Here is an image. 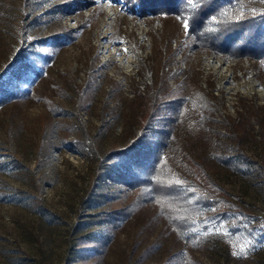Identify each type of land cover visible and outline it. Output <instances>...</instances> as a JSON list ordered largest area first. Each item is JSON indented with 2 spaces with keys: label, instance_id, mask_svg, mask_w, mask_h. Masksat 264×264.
I'll return each mask as SVG.
<instances>
[{
  "label": "rangeland",
  "instance_id": "rangeland-1",
  "mask_svg": "<svg viewBox=\"0 0 264 264\" xmlns=\"http://www.w3.org/2000/svg\"><path fill=\"white\" fill-rule=\"evenodd\" d=\"M261 13L264 0L247 1L245 16ZM197 85L223 151L236 153L238 125L239 148L264 162V60L209 53L178 16H139L122 0H0V87L15 95L0 106V264H264L259 245L228 257L217 240L189 248L152 203L121 217L132 194L106 180L89 195L98 158L136 139L155 96L148 130L174 128L214 180L264 217V176L215 162L175 120Z\"/></svg>",
  "mask_w": 264,
  "mask_h": 264
},
{
  "label": "trees",
  "instance_id": "trees-1",
  "mask_svg": "<svg viewBox=\"0 0 264 264\" xmlns=\"http://www.w3.org/2000/svg\"><path fill=\"white\" fill-rule=\"evenodd\" d=\"M139 16L175 15L188 22L186 37L209 53L223 57L264 60V13L245 16L248 0H122ZM15 95L0 87V106ZM141 131L127 147L98 158L97 178L89 195L106 180L131 193L130 203L117 212L127 218L131 211L152 203L177 238L189 248L221 241L226 256H245L251 248L264 247V217L248 209L210 175L202 157L192 158L176 140L175 130H148L160 114L161 103L149 96ZM213 104L201 86L176 105L175 120L197 142L206 146L215 162L264 176V162L252 160L239 148L237 131L232 138L235 154L223 151L212 132ZM264 141V132L260 131ZM187 169L182 174V167ZM96 183V184H95ZM98 185V186H97ZM185 264H195L189 256Z\"/></svg>",
  "mask_w": 264,
  "mask_h": 264
},
{
  "label": "snow or ice",
  "instance_id": "snow-or-ice-1",
  "mask_svg": "<svg viewBox=\"0 0 264 264\" xmlns=\"http://www.w3.org/2000/svg\"><path fill=\"white\" fill-rule=\"evenodd\" d=\"M185 29L186 30L188 29V22L187 21L185 22Z\"/></svg>",
  "mask_w": 264,
  "mask_h": 264
}]
</instances>
